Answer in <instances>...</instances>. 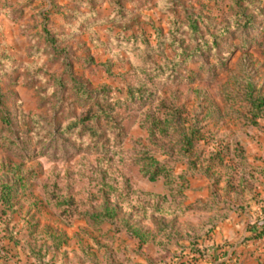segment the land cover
Segmentation results:
<instances>
[{
    "label": "rangeland",
    "instance_id": "1",
    "mask_svg": "<svg viewBox=\"0 0 264 264\" xmlns=\"http://www.w3.org/2000/svg\"><path fill=\"white\" fill-rule=\"evenodd\" d=\"M50 1L60 8L50 18L57 24L67 8L86 7L76 0H0V90L7 94L2 105L9 119L0 136V212L8 194L5 202L10 204L0 217L12 227L0 232L24 233L34 245H48L57 254V264H77L83 252L114 250L113 239L98 232L90 216L105 204L117 208L100 225L103 233L114 232L113 236L125 221L151 231L161 218H176L178 226L198 224L201 213L163 217L151 212L144 217L136 205L146 196L135 190L164 188L161 178L148 180L142 169L131 168V161L144 149L165 157L168 138L151 126L161 115L163 99L168 107L182 105L186 125L204 133L195 147L203 157L225 144L251 145L253 152L252 147L264 143V117L248 110L253 98L264 99V0H118L129 14L124 20L107 17L94 25L98 43L87 31L60 42L78 58L72 56L71 70L87 89V95L80 96L74 82L68 83L60 116L54 112L58 86L48 74L35 76L42 64L56 68L57 74L65 67L58 60L51 62L53 53L38 35L45 23L41 12ZM111 1H94L100 16L109 13ZM134 32L141 33L140 40L162 43V51L153 55L156 63L163 55L173 59L159 82L142 87V97L117 106L112 102L124 100L126 94L120 73L129 63L116 39ZM38 44L42 46L34 52ZM115 86L123 91L113 90ZM92 111L101 113L83 122L84 128L46 132L47 126L53 129L68 115L82 117ZM256 153L252 161L260 155ZM183 167L178 164L176 170ZM210 181L205 175L191 179L189 197L173 199L172 204L206 199L214 189ZM49 192L60 198L58 207L47 201ZM63 208L69 209L67 216L58 213Z\"/></svg>",
    "mask_w": 264,
    "mask_h": 264
},
{
    "label": "trees",
    "instance_id": "2",
    "mask_svg": "<svg viewBox=\"0 0 264 264\" xmlns=\"http://www.w3.org/2000/svg\"><path fill=\"white\" fill-rule=\"evenodd\" d=\"M76 1L80 4H86V7L84 9L67 8L64 11L65 14L62 13L63 16L59 24L50 21V18H53L60 11L59 6L54 5L53 1H50V4L47 5L49 7L44 6L41 12V15L45 17V23L42 32L38 35L44 36L43 41L50 47V52L53 53L51 62L55 63V60H58L62 66H65L59 74L55 73L56 68L49 69L48 64L47 67L42 64L36 69L35 76L43 78L44 74H48V76L52 77L51 83H55L59 88V99L57 100L59 105L54 111L55 116H60L61 112L66 108L60 105H62L61 102L64 100L65 88L68 83L73 84L74 82L73 88L76 94L80 96L87 95V91H85L87 89L84 88L85 85L73 75L71 70L73 58L77 60L78 58L70 52L67 45L61 47L60 44L86 31L89 33L90 39L96 44L98 41L97 33L93 29L94 25L106 21L107 17L108 19L110 18L116 21L121 18L124 20L130 11L128 7L120 4L118 0H112L109 13L105 16H100L94 7L95 0ZM140 34L141 33L137 34L136 32L128 36L124 34L121 38L116 39V43L121 45L126 51V60L129 63V68L120 73L121 81L125 84L126 90L124 100L112 102L114 105L115 103H117V106L122 105L125 103L124 101H126L127 105L128 100L133 101L135 98L142 97V87L145 88L146 86H151L159 82L161 78H163L161 75L167 71L168 65L170 64L169 62L173 59V57L166 58V56L163 55L162 58L164 59L156 63L153 55L155 52L162 51V43L158 42V44L153 45L146 42L144 38L140 40L138 39ZM108 36H111V33H109ZM41 46L42 45L39 44L36 45L33 51H39ZM175 62L176 61H174V63ZM18 63L19 65L21 64L19 61ZM101 65L105 66L103 63ZM1 66L2 65H0V67ZM106 69L108 70L109 68L106 67ZM0 74H2L1 70ZM130 78H133V80H129ZM49 84L50 82L47 78L45 83V86L48 87L46 90L47 92L49 91ZM113 90L123 91L120 86H115ZM6 95L7 94L0 90V121L3 122L0 127V136L3 134V126L9 121L8 112L7 110H3L2 105V100L6 98ZM166 102L167 101L164 99L161 100L162 105L159 107L161 112L160 119L154 120L151 124L154 129L162 131L168 138L163 144L164 146L166 144L170 145L169 148L166 147L164 152L165 157L159 159L153 153L149 152V150L144 149L139 157L131 161V168L142 169L143 174L146 175L148 180L155 181L162 178L164 191L157 192L153 190L136 189V193L146 196V198L139 201V205L136 206L138 207L137 209H142L144 217H149L151 212L163 217L177 214L183 215L186 213H201L202 220L199 221L198 224L186 223L184 226H178L175 217L173 220L161 218L154 223L155 228L153 231L142 229L134 223L125 221V225L119 230H129L132 234L140 238V242H155L158 251L169 252L170 247L176 245L178 252L173 253L172 257L178 261L184 256H193L195 253L202 254V249L198 244L199 239L208 235L216 225V221L223 216L228 206L225 203L222 205L215 196L212 199L198 200L195 203L189 204L177 202L173 205L172 200L186 197L185 190L190 186L191 177L205 175L210 178L216 189L222 190V195L226 199L228 198L232 202L238 203V208L244 207L242 203L248 197L254 199L255 203L260 204L258 213L254 219L248 223L245 238H253L258 241L256 242V246L263 245L264 199L259 197L257 185L260 184L261 181L256 174L264 176V166L251 165L247 160V155L243 147L238 143L233 145H221L203 157L202 151L196 150L195 147L198 141L204 137V133L200 132L198 128L192 125H186L183 118L182 105H171L173 107H168ZM251 104L252 107L248 109L251 111V115L254 117H264V99L261 97L258 99L253 98ZM92 112L91 114L86 112L82 117L68 115L63 121L54 124L53 129L47 126L46 132L48 134H53L57 129L58 132L61 131V133H65L74 128H84L85 123L83 122L92 115L101 113V111ZM103 146L105 145L101 143V149ZM178 164L184 165L179 171L176 170ZM152 198L156 200L151 201ZM46 199L53 205L59 206L60 198L55 195V193L49 192L46 195ZM8 200L9 194L6 199H2L1 201L4 202L2 213H5L7 207L10 206L9 203H6ZM67 211H69V209L66 211L64 208L58 209V213L63 216H67ZM116 212V205L110 207L108 204H105L101 211H97L90 215L96 224L95 228L98 232L110 239H114L112 235L114 232L105 231V233H103L104 231H101L100 225L104 219L112 218ZM208 212L210 213L206 216L205 214ZM66 218L69 224L73 222L69 214ZM8 238L12 240L17 239L16 234L8 235ZM184 238L188 239L187 244L180 242V240ZM30 250L37 254L39 258L48 252L49 246L40 244L32 247Z\"/></svg>",
    "mask_w": 264,
    "mask_h": 264
},
{
    "label": "crops",
    "instance_id": "3",
    "mask_svg": "<svg viewBox=\"0 0 264 264\" xmlns=\"http://www.w3.org/2000/svg\"><path fill=\"white\" fill-rule=\"evenodd\" d=\"M262 142L258 147H252L253 152H251V145L242 146L251 165L264 166V143ZM256 152L260 155L254 157V161H252V153L257 154ZM256 176L261 181L257 185L259 197L264 199V176L261 174H256ZM195 177L190 178V186L185 190L186 197H189L188 189L191 187V179ZM207 179L210 181L209 177ZM199 196L197 195V197ZM214 196H218L221 200L218 199L220 203L222 205L225 203L228 207L208 235L199 239L198 244L202 249V254L195 253L193 256H184L178 261L172 257L173 253L178 252L176 245L171 246L169 252L158 251L155 242H140L138 236L127 229H121L115 233L117 235L112 241L111 246L114 248V253L106 254L104 251H96V249L89 253L82 251L83 253L77 259V264H264V244L256 246L258 241L253 238H245L248 223L258 213L260 204L248 197L242 203L244 207L238 208V203L226 199L222 195V190L216 189L215 186L206 199L197 200H208ZM0 215L3 214L0 212ZM2 228H4L2 232L7 233L8 228L12 227L9 226V223L7 226L0 217V230ZM17 234V239L12 240L0 232V264H57V254L48 250L44 256L38 258L37 254L30 250L36 245L28 241L26 234ZM180 242L187 244L188 239L184 238ZM79 245L81 246V243Z\"/></svg>",
    "mask_w": 264,
    "mask_h": 264
}]
</instances>
